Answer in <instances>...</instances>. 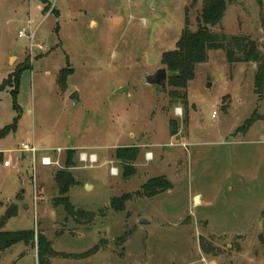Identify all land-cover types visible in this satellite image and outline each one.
<instances>
[{
    "label": "rangeland",
    "instance_id": "374dc122",
    "mask_svg": "<svg viewBox=\"0 0 264 264\" xmlns=\"http://www.w3.org/2000/svg\"><path fill=\"white\" fill-rule=\"evenodd\" d=\"M49 1L53 11L43 12L41 0H0V84L24 68L16 98L14 85L0 91V129L19 116L16 131L0 139V217L11 204L19 212L0 230L36 229L57 251L77 255L99 244L98 252L51 257L50 264H264V97L255 92L256 65L208 49L187 104L170 102L169 85L146 83L165 67L163 54L176 49L187 18L196 31L203 0ZM227 2L213 30L251 35L264 52V0ZM29 20L37 28L33 46L19 36L30 31ZM63 68L73 71L64 80ZM75 91L79 102L70 98ZM174 135L189 145L171 146ZM31 140L77 148L70 171L78 184L69 196L77 210L95 213L92 220L54 205L57 167L36 165V193L31 156L21 151ZM132 146L137 173L126 177L115 150ZM82 150L98 154L99 163H81ZM161 175L173 187L145 195L142 185ZM0 264H39L38 246L18 243Z\"/></svg>",
    "mask_w": 264,
    "mask_h": 264
},
{
    "label": "trees",
    "instance_id": "16d2710c",
    "mask_svg": "<svg viewBox=\"0 0 264 264\" xmlns=\"http://www.w3.org/2000/svg\"><path fill=\"white\" fill-rule=\"evenodd\" d=\"M44 5L43 12H47L51 8L49 0H41ZM203 9L201 11V22L196 31L190 29V20L187 18L185 27L182 30V36L179 39L176 49L166 51L162 57V64L168 68L170 74L167 79V85L171 87L168 90L170 102L177 100L188 103V86L189 82L195 78L196 64L205 62L208 59V49L223 48L227 51L229 62H251L256 65L254 76L255 92L259 97H264V52L260 48L257 39L251 35H227L213 30V26L219 24L224 18V14L228 7L227 0H203ZM188 7L186 13H188ZM59 30V27H58ZM17 69L14 74L3 83L0 84V91L4 90L8 85L13 87L14 97H17L18 85L22 70ZM71 68H63L62 79H67L72 73ZM16 107H19L16 105ZM18 118L15 117L13 124L0 129V139L6 137L10 133H14L18 126ZM250 118L247 125L251 122ZM258 120V119H257ZM173 132L178 130V124L175 120L170 121ZM251 125V124H249ZM66 159L64 169H58L55 175V181L59 188V197L54 201V205H63L66 212L71 216L78 214L90 216L88 220H92L95 213H86L85 210H77L75 205L71 203L69 192L71 187L78 184L70 167L75 165L76 149H67L65 152ZM139 156V150L136 146L118 147L115 150V158L123 163L124 175L132 177L137 173L134 162ZM3 159V153L0 152V160ZM143 192L148 197L155 196L166 192L173 187L170 179L165 176L151 177L143 185ZM129 198V195L122 197L121 203ZM118 200V199H117ZM116 199L112 200L113 205L117 208ZM19 212V206L11 204L6 212L0 217V226L6 224L8 220L16 217ZM23 242L28 247L38 246L39 264H50L51 257H85L100 250L99 244L85 251L84 254H74L60 252L54 249L52 241L42 231L36 229H25L17 231L0 230V254L8 248Z\"/></svg>",
    "mask_w": 264,
    "mask_h": 264
},
{
    "label": "built area",
    "instance_id": "2783aa9c",
    "mask_svg": "<svg viewBox=\"0 0 264 264\" xmlns=\"http://www.w3.org/2000/svg\"><path fill=\"white\" fill-rule=\"evenodd\" d=\"M52 5V4H51ZM55 6L52 5V9L50 11H53V8ZM29 26L31 27L30 31H27L25 28L19 31V36H27L28 38L30 37L32 41V46L35 41V36H36V31L37 28L34 29L32 28V22L29 20ZM182 113V107L181 108H176V114L181 115ZM216 111L213 113V117L215 116ZM175 137H173L172 141L170 142L171 146H177V145H183L187 147L189 143L187 141H182V143H176L175 142ZM66 149L57 147V148H44L40 147L39 145L36 144L35 141H25L21 143V151L24 153L29 154L31 156V161H32V170L34 172L33 175V181L32 183L34 184V189H36V193L38 191V185H36V165L40 162L43 166H54L57 167L58 169H64V163L61 160L62 154L65 152ZM147 159L149 160L150 158L153 157V152L147 153ZM79 160L81 163H85L86 166L89 167H94L96 164L99 163V156L96 153L93 152H88L86 150H82L79 153ZM5 167H11L13 165V161L11 158L4 160L3 162ZM112 174L116 175L119 173V170L117 168L112 167L111 169ZM37 197V196H36ZM38 198V197H37Z\"/></svg>",
    "mask_w": 264,
    "mask_h": 264
},
{
    "label": "water",
    "instance_id": "95a60500",
    "mask_svg": "<svg viewBox=\"0 0 264 264\" xmlns=\"http://www.w3.org/2000/svg\"><path fill=\"white\" fill-rule=\"evenodd\" d=\"M148 1L153 6L157 3L156 2L157 0H148ZM167 79H168V68L163 67V68L159 69L157 72L147 75L146 83L151 84V85H158V86H160L161 88L164 89L167 86L166 85L167 84ZM70 98L75 100L76 102L80 101L79 93L77 91L73 92L70 95ZM87 187H89L88 184H87ZM195 201L199 202L198 201V197L195 198ZM141 223L142 224H147V223H150V222L148 220L142 218Z\"/></svg>",
    "mask_w": 264,
    "mask_h": 264
},
{
    "label": "crops",
    "instance_id": "0c3cea01",
    "mask_svg": "<svg viewBox=\"0 0 264 264\" xmlns=\"http://www.w3.org/2000/svg\"><path fill=\"white\" fill-rule=\"evenodd\" d=\"M40 8L43 10V9H44V6H43V5H40ZM58 14H60V10H59V9H58ZM58 14H57V15H58ZM95 22H96V21L93 20V21H92V24L95 23ZM173 137L178 138V137H176V135H174ZM173 137H172V138H173ZM183 141H185V140H183ZM180 143H182V142H180ZM179 146H180V145H179ZM182 146H183V145H182ZM71 148H73V149H77V148L74 147V146H72ZM0 152H1V151H0ZM149 152H150V151H149ZM98 156H99V155H98ZM150 159H152V158H150ZM12 166H13V165H12ZM12 166H11V167H12ZM44 167L46 168L47 166H44ZM6 168H10V167H6ZM111 173H112V172H111ZM112 175H113V176H116L117 174H116V175L112 174Z\"/></svg>",
    "mask_w": 264,
    "mask_h": 264
}]
</instances>
